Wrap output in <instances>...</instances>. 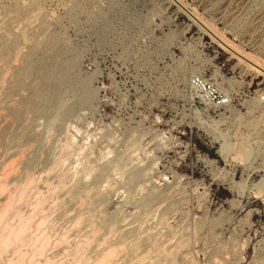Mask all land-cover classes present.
Instances as JSON below:
<instances>
[{
  "label": "rangeland",
  "instance_id": "obj_1",
  "mask_svg": "<svg viewBox=\"0 0 264 264\" xmlns=\"http://www.w3.org/2000/svg\"><path fill=\"white\" fill-rule=\"evenodd\" d=\"M192 9L264 68V0H0V264H264V74Z\"/></svg>",
  "mask_w": 264,
  "mask_h": 264
},
{
  "label": "bare ground",
  "instance_id": "obj_2",
  "mask_svg": "<svg viewBox=\"0 0 264 264\" xmlns=\"http://www.w3.org/2000/svg\"><path fill=\"white\" fill-rule=\"evenodd\" d=\"M184 9H186V8H184ZM192 10H193V9H192ZM196 14L198 15V13H196L194 10L190 12V15H191L192 17H194V18L197 20V23L199 24V26H201V28H203L206 32H208V33H209L214 39H216V40H218L219 42H221V45H222L225 49H226V48H227V49L229 48V50L232 52L231 54H232L233 56H236L240 63H242L243 65H247L248 67H252V68H253L257 73H259V74H260V73H263V74H264V68L262 67L263 64L261 65V63H259L256 59L254 60L253 57H251L250 55L243 54V53L241 52V51H242L241 49H240V50H241V51H240V50H238L239 48H238V49H237V47L234 48L235 46H233V45H232V46H233V47H232V46L230 45V43L227 42V40L224 41V37H223V35H221V34L215 29L214 26L207 24L205 21L203 22L202 20H200V19L197 17ZM198 16H199V15H198ZM200 18H201V17H200ZM9 38H10V37H9ZM23 43H24V42H23ZM227 49H226V50H227ZM19 64H20V63H19ZM19 64H18V65H19ZM5 66H6V65H5ZM5 66H4V67H5ZM31 66H32V65H31ZM26 67H30V66L27 65ZM24 71H25L24 73L27 74L28 71H29V69L26 68V70H24ZM22 73H23V71H22ZM17 83H18V82H17ZM253 124H254V123H253ZM222 145H223V146H222V150H221V152H224L226 149L229 151V149L231 148V147L229 148V146L226 145L225 143H223ZM64 148H65V147H64ZM228 148H229V149H228ZM245 155H246V154H245ZM247 155L249 156V153H248ZM245 157H246V156H245ZM243 158H244V157H243ZM246 158H247V157H246ZM13 159H14V158H13ZM15 159H16V158H15ZM9 160H10V159H9ZM62 160H63V159H62ZM11 161H12V160H11ZM20 161H21V160H20ZM59 161H60V160H59ZM243 161H244V160H243ZM7 162H8V161H7ZM62 163H63V161H62ZM60 164H61V163H60ZM91 165H92V164H91ZM103 165H104V164H103ZM57 166H58V165H57ZM112 166H113V165H112ZM87 167H88V166H87ZM89 167H90V166H89ZM97 167H98V166H97ZM91 168H92V167H91ZM93 168H94V167H93ZM100 168H101V167H100ZM87 169H88V168H87ZM107 169H108V168H107ZM92 171H93V170H92ZM96 171H97V170H96ZM105 171H106V170H105ZM107 171H108V170H107ZM14 172H15V171H14ZM89 172H90V171H89ZM16 173H17V172H16ZM99 173H100V172H99ZM9 174H10V173H9ZM12 174H13V173H12ZM95 174H96V173H95ZM97 174H98V173H97ZM28 175H29V173H28ZM100 175H101V174H100ZM6 176H7V174H6ZM89 176H90V174H89ZM4 177H5V176H4ZM4 177H3V178H4ZM8 177H9V176H8ZM41 177H42V175H41ZM95 177H96V176H95ZM15 178H16V177H15ZM93 178H94V176H93ZM6 179H7V178H6ZM48 179H49V178H48ZM94 179H95V178H94ZM2 180H3V179H2ZM45 180H46V176H45ZM0 181H1V180H0ZM8 181H9V180H8ZM47 181H48V180H47ZM4 182H7V181L4 180ZM57 182H58V181H57ZM44 183H45V182H44ZM5 184H8V183H5ZM28 184H30V183H28ZM59 184L62 185L61 182H60ZM59 184H58V187H60ZM263 184H264V181H263ZM13 185H15V184H13ZM52 185H53V183H52ZM47 186H48V185H47ZM50 186H51V185H50ZM261 186H262V185H261ZM51 187H53V186H51ZM262 187H263V186H262ZM37 188H38V186H37ZM41 188H42V187H41ZM56 188H57V187H56ZM56 188H55V189H56ZM3 189H4V188H3ZM46 189H47V188H46ZM58 189H59V188H58ZM29 190H30V189H29ZM35 190H36V188H35ZM40 190H41V189H40ZM53 190H54V189H53ZM258 190H259V185H258ZM36 191H37V190H36ZM38 191H39V189H38ZM38 191H37V192H38ZM56 191H57V190H56ZM60 191H62V190L60 189ZM34 192H35V191H34ZM34 192H33V193H34ZM103 192H104V191H103ZM52 193H53V192H52ZM58 193H59V191H58ZM20 194H21V193H20ZM35 194H36V193H35ZM43 194H44V193H43ZM35 196H37V195H35ZM10 202H11V201H10ZM10 202H9V203H10ZM12 202H13V201H12ZM12 202H11V204H12ZM51 203H52V202H51ZM7 207H8V204H7ZM41 207H42V206H41ZM242 207H243V205L240 206V207H238V208H239V209L237 208L238 211L241 210ZM33 208H34V207H33ZM103 210H104V209H103ZM50 211H51V210H50ZM249 214H251V212L248 211L246 217H248ZM40 215H41V214H40ZM152 215H153V214H152ZM257 215H258V214H257ZM73 216H74V215H73ZM155 216H156V215H155ZM249 216H250V215H249ZM78 218H80V217L78 216ZM158 218H159V217H158ZM2 219H3V218H2ZM2 219H1V220H2ZM71 219H72V217H71ZM81 219H82V218H81ZM146 219H147V218H146ZM20 221H21V220H20ZM70 221H71V220H70ZM76 222H77V221H76ZM105 222H106V221H105ZM161 222H162V220L160 221V223H161ZM26 223H27V222H26ZM26 223H25V224H26ZM81 223H82V220H81ZM157 223H158V222H157ZM27 224H29V223H27ZM69 224H70V223H69ZM103 224H104V221H103ZM103 224H102V225H103ZM110 224H111V223H110ZM93 225H94V224H93ZM104 225H106V224H104ZM157 225H158V224H157ZM22 226H23V225H22ZM22 226H21L20 232L22 231ZM26 226H27V225H26ZM85 226H86V225L83 226V227H84V230H86V227H85ZM110 226H111V225H110ZM24 227H25V226H24ZM24 227H23V231H24V233H25V230H27V229H26V227H25V230H24ZM70 227H71V226H70ZM76 227H77V226H76ZM83 227H82V229H83ZM92 227H93V226H92ZM94 227H95V225H94ZM94 227H93V229H94ZM101 227H102V226H101ZM106 227H107V226H106ZM113 227H114V226H113ZM118 227H119V226H118ZM8 228H9V227H8ZM17 228H18V227H17ZM248 228H249V227H248ZM11 229H12V227H11ZM80 229H81V226H80ZM80 229H79V230H80ZM82 229H81V230H82ZM100 229H101V228H100ZM100 229H99V230H100ZM18 230H19V229H18ZM79 230H78V231H79ZM84 230H83V231H84ZM95 230H97V229H95ZM111 230H112V229H111ZM111 230H109V232H110ZM118 230H119V229H118ZM23 231H22V233H23ZM78 231H77V232H78ZM87 231H88V230H87ZM107 231H108V230H107ZM247 231H248V230H247ZM7 232H8V231H7ZM10 232H11V231H10ZM20 232H17V233L20 234ZM80 232H81V231H80ZM91 232H92V231H91ZM93 232H94V231H93ZM129 232H130V231H129ZM153 232H154V231H153ZM168 232H169V231H167V233H168ZM253 232H254V230H253ZM22 233L20 234L21 239L24 237V236L22 237ZM155 233H156V232H155ZM158 233H159V232H158ZM164 233H165V232H163V234H164ZM2 234H3V233H2ZM4 234H6V233H4ZM8 234H9V233H8ZM72 234H73V233H72ZM74 234H75V232H74ZM92 234H93V233H92ZM95 234H96V233H95ZM95 234H94V235H95ZM97 234H99V232H97ZM116 234H117V233H116ZM163 234H162V236H163ZM253 234H254V233H253ZM255 234H257V230L255 231ZM6 235H7V234H6ZM17 235H18V234H17ZM76 235H77V234H76ZM76 235H75V236H76ZM78 235H79V232H78ZM80 235H81V233H80ZM82 235H84V234L82 233ZM99 235H100V234H99ZM129 235H130V234H129ZM143 235H144V234H143ZM167 235H168V234H167ZM167 235H164L163 238H165V236H167ZM89 236H90V235H89ZM97 236H98V235H96V237H97ZM107 236H108V235H107ZM109 236H110V235H109ZM111 236H112V234H111ZM154 236H155V234H153V236L150 235V239H151L152 237L154 238V239L152 238L151 241H152V240L155 241V237H154ZM156 236H157V234H156ZM159 236H160V235H159ZM162 236L159 237L160 240H161ZM170 236H171L172 238H174L173 235H169V237H168V236H167V237H168V238H171ZM14 237H15V236H14ZM16 237H17V236H16ZM78 237H79V236H77V238H78ZM82 237H83V236H82ZM147 237H148V236H147ZM147 237H146V239H147ZM247 237H248V234H247ZM254 237H255V236H254ZM0 238H1V237H0ZM5 238H7V237H5ZM19 238H20V237H19ZM64 238H65V237H64ZM77 238H76V239H77ZM80 238H81V237H80ZM90 238H91V237H90ZM90 238H89V239H90ZM92 238H94V237L92 236ZM111 238H112V237H111ZM156 238L158 239V242H159V238H158V236H157ZM163 238H162V239H163ZM248 238H249V237H248ZM2 239H3V242H0V257H1V255H2V253H3L4 251H6L5 248H7V247L4 246V245H5V244H4V243H5L4 241H6V240H4L3 236H2ZM82 239H83V238H82ZM148 239H149V238H148ZM150 239H149V240H150ZM10 240H11V239H10ZM19 240H20V239H19ZM25 240H26V239H25ZM73 240H74V239H73ZM84 240H85V238H84ZM166 240H167V239H166ZM253 240H254V239H253ZM15 241L17 242L18 239L15 240ZM61 241H62V239H61ZM87 241H88V240H87ZM104 241H105V239H104ZM172 241H173V240H172ZM254 241H255V240H254ZM9 242H10V241H9ZM19 242H20V241H19ZM75 242H76V240H75ZM75 242H74L73 244H74V245H77V244H75ZM78 242H79V240H78ZM82 242H83V241H82ZM119 242H121V241H119ZM119 242H117V243H119ZM161 242H162V241H161ZM164 242H165V240H164ZM170 242H171V240H170ZM262 242H263V241H262ZM7 243H8V242H7ZM23 243H24V242H23ZM94 243H95V240H94ZM114 243H115V242H114ZM147 243H148V242H147ZM156 243H157V240H156V242L154 243V245H155ZM173 243H174V242H173ZM10 244H11V243H10ZM17 244H19V243L17 242ZM62 244L64 245V241L62 242ZM65 244H67V243L65 242ZM68 244H69V242H68ZM68 244H67L66 247H68ZM78 244H79V243H78ZM84 244H85V241H84ZM89 244H90V245H89ZM89 244H88V245L91 246V243H89ZM105 244H106V243H105ZM111 244H113V243H111ZM169 244H170V243H169V239H168L167 245H169ZM69 245H70V244H69ZM122 245H123V244H122ZM154 245H153V247H154ZM159 245H161V246H159ZM164 245H166V242H165V244H163V245H162V243L160 244V242H159V244H158V243L156 244V246H159V247H160V252H161V247L163 248ZM167 245H166V247H167V250L169 251L170 248H168V247H170L171 244H170V246H167ZM81 246H82V245H81ZM100 246H101V245H100ZM116 246H118V244H116ZM119 246H120V245H119ZM145 246H146V244L144 245V248H145ZM221 246H222V245H221ZM225 246H226V245H225ZM225 246H224V247H225ZM230 246H231V245H230ZM235 246H236V245H235ZM235 246H233L232 250H229L228 248L225 249V251H223V252H225L223 255L225 256V254H226V255H227V258H228L229 255H228L226 252H227L228 250H229V251H233V249H234ZM42 247H43V245H42ZM63 247H64V246H63ZM66 247H65V248H66ZM69 247H70V249H71L73 246H69ZM76 247H77V246H76ZM85 247H86V245H85ZM87 247H88V246H87ZM87 247H86V248H87ZM97 247H98V246H97ZM97 247H96V248H97ZM111 247H112V246H111ZM111 247H110V248H111ZM153 247H152V248H153ZM179 247H180V246H179ZM179 247H178V248H179ZM181 247H182V246H181ZM240 247H241V246H240ZM242 247H243V246H242ZM65 248L62 249V250H63L62 252H66V251H64V250H66ZM80 248H81V247H80ZM86 248H85V249H86ZM89 248H90V247H89ZM113 248H114V249H113ZM115 248H116L117 251H120V250L122 249V248L118 249L117 247L114 246V247H112V249H111V251L113 252V254H112V252H110L109 250H106V252L104 251L105 253H103V254L109 256V257H107V258H109V259H110L111 257H113V259H115L114 256H115V257L117 256V255H114V254H115V253H114ZM135 248H136V246H135ZM138 248H139V245H138ZM144 248L142 249L141 252H142V253H145L144 251L146 250V251L148 252V255H149V253H150L149 256L152 257L151 255H153V254H151V252H149V249H150V248H149V249L145 248V250H144ZM164 248H165V246H164ZM171 248H172V247H171ZM178 248H177V249H178ZM221 248H222V247H221ZM229 248H231V247H229ZM235 248L237 249V247H235ZM73 249H74V250H73ZM73 249L71 250V251H73V252H71V254H70V251H68V252H69V255L71 256V255L74 254V257L76 256L75 258H77V260H78V258L80 259V258H81L80 256H82V255H81L82 253L79 254V252H80V251H83V250H82V249L79 250V247L76 248V249L79 250L78 252H77V250H76L74 247H73ZM83 249H84V248H83ZM108 249H109V248H108ZM139 249H140V248H139ZM139 249H138V250H139ZM222 249H223V248H222ZM36 250H38V249H36ZM40 250H42V252H43V248L40 249ZM59 250H60V249H59ZM129 250H130V249H129ZM154 250H155V253H156V251H157V252L159 251V248H156V249H154ZM164 250H165V249H164ZM223 250H224V249H223ZM241 250H242V249H241ZM74 251L77 252V253H76L77 255H75ZM107 251L110 252L109 255H108ZM133 251H134V250H133ZM168 251H167L166 253H168ZM174 251H175V250H174ZM229 251H228V252H229ZM235 251H236V250H235ZM38 252H39V251H38ZM85 252H86V251H85ZM100 252H101V251H99V253H97V254H99L100 256H102L101 254H102L103 251H102L101 253H100ZM115 252H116V251H115ZM121 252H122V253H121ZM121 252H120V254L122 255V254H123V249L121 250ZM136 252H137V251H136ZM160 252H159V253H160ZM172 252H173V251H172ZM220 252H222V251H220ZM238 252H239V251H238ZM242 252H243V251H242ZM20 253H21V252H20ZM60 253H61V251H60ZM60 253H59V254H60ZM83 253H84V251H83ZM159 253H158V255H159ZM163 253H165V251H163ZM163 253H162V254H163ZM175 253H177V251H176ZM231 253H232V255L234 254L233 252H231ZM231 253H230V254H231ZM21 254H22V253H21ZM25 254H26V253H25ZM61 254L63 255V253H61ZM78 254H79L80 256H79ZM84 254H85V253H84ZM117 254H119V253L117 252ZM131 254H132V253H131ZM134 254H135V253H134ZM139 254H140V250H139ZM169 254H170V253H169ZM220 254H221V253H220ZM238 254H239V253H238ZM40 255H41V254H40ZM69 255H68V256H69ZM94 255H96V254H94ZM110 255H114V256H111V257H110ZM135 255H136V254H135ZM135 255H134V256H135ZM140 255H142V254H140ZM145 255H147V254L145 253ZM154 255H155V254H154ZM158 255H157V256H158ZM66 256H67V254H66ZM77 256H78V257H77ZM118 256H120V255H118ZM118 256H117V257H118ZM166 256H168V255H166ZM221 256H222V255H221ZM224 256H223V257H224ZM18 257H19V256H18ZM22 257H23V255H22ZM53 257L55 258V256H53ZM60 257H61V256H60ZM71 257H72V256H71ZM74 257H73V261L75 262L76 259L74 260ZM94 257H96V256H94ZM97 257H98V255H97ZM97 257H96V258H97ZM122 257H123V256H122ZM122 257H121V258H122ZM126 257H127V256H126ZM143 257H144V254H143ZM145 257H146V256H145ZM145 257H144V258H145ZM172 257H173V256H172ZM212 257H213V256H212ZM212 257H211V258H212ZM219 257H220V256H219ZM229 257H231V256H229ZM32 258H34V256H33ZM32 258H31V259H32ZM46 258H47V256H46ZM50 258H51V257H50ZM54 258H53V262H54ZM56 258H57V255H56ZM84 258H85V256H84ZM118 258H119V257H118ZM127 258H128V261H129V257H127ZM146 258H147V257H146ZM153 258L155 259V256H154ZM153 258H151V260H152ZM169 258H170V257H169ZM174 258H175V257H174ZM224 258H225V257H224ZM227 258H226V259H227ZM232 258H234V257H232ZM18 259H19V258H18ZM31 259H30V260H31ZM134 259H135V258H134ZM134 259H133V260H134ZM136 259L138 260V257H136ZM139 259H141V256L139 257ZM170 259H171V258H170ZM212 259H213V258H212ZM215 259H216V258H215ZM230 259H231V258H230ZM22 260H23V259H22ZM32 260H33V259H32ZM44 260H45V263H46V259H44ZM48 260H49V259H48ZM48 260H47V261H48ZM71 260H72V259H71ZM88 260H89V259H88ZM111 260H112V258H111ZM125 260H126V258H125ZM125 260H124V261H125ZM133 260H132V261H133ZM142 260H143V258H142ZM144 260H145V259H144ZM144 260H143V261H144ZM147 260H148V259H147ZM147 260H146V262H145V261H144V262L142 261V262L145 264V263H147ZM157 260H158V259H157ZM209 260H210V259H209ZM228 260H229V259H228ZM256 260H257V259H256ZM9 261H11V260H9ZM18 261H19V260H18ZM20 261H21V260H20ZM20 261H19V262H20ZM50 261H51V259H50ZM50 261H49V262H50ZM59 261H60V260H59ZM62 261H63V260H62ZM79 261H80V260H79ZM96 261H98V259H97ZM107 261H108V259H106V263H105V264H107ZM112 261H113V260H112ZM114 261H115V260H114ZM114 261H113V262H114ZM119 261H120V260H119ZM155 261H156V260H155ZM167 261H169V260H167ZM189 261H190V260H189ZM213 261H214V260H213ZM60 262H61V261H60ZM65 262H66V261H65ZM89 262H90V261H89ZM91 262H93V260H92ZM99 262H100V257H99V261H98V263H99ZM101 262H102V264H103L105 261L102 260V258H101ZM101 262H100V263H101ZM108 262H109L108 264H113L112 262L110 263V261H108ZM130 262H131V261H130ZM140 262H141V260H140ZM148 262H151V261L149 260ZM209 262H210V261H209ZM211 262H212V261H211ZM214 262H216V264H224V262H223L222 260H220V258H219V260H216V261H214ZM260 262H261V261H260ZM8 263H9V262H8ZM11 263H12V262H10V264H11ZM56 263H57V262H56ZM62 263H63V262H62ZM62 263H61V264H62ZM100 263H99V264H100ZM117 263H118V262L116 261L115 264H117ZM128 263H129V262H128ZM128 263L126 262V264H128ZM136 263H137V261H136ZM138 263H139V262H138ZM143 263H142V264H143ZM155 263H156V262H155ZM173 263H174V262H173ZM190 263H191V262H190ZM19 264H20V263H19ZM47 264H48V263H47ZM49 264H50V263H49ZM51 264H52V261H51ZM67 264H68V263H67ZM69 264H70V263H69ZM71 264H72V261H71ZM94 264H95V263H94ZM118 264H119V263H118ZM120 264H121V263H120ZM122 264H123V262H122ZM124 264H125V263H124ZM131 264H132V262H131ZM133 264H135V263L133 262ZM160 264H161V263H160ZM171 264H172V263H171ZM184 264H185V263H184ZM186 264H188V263H186ZM194 264H195V263H194ZM208 264H209V263H208ZM210 264H211V263H210ZM212 264H213V263H212ZM214 264H215V263H214ZM256 264H257V263H256Z\"/></svg>",
  "mask_w": 264,
  "mask_h": 264
},
{
  "label": "built area",
  "instance_id": "obj_3",
  "mask_svg": "<svg viewBox=\"0 0 264 264\" xmlns=\"http://www.w3.org/2000/svg\"><path fill=\"white\" fill-rule=\"evenodd\" d=\"M193 85H195L196 87H200L202 91L206 93V99L210 101L216 100L219 105H224L225 103H227V100L223 98L220 94L216 93L215 91L211 92V86L203 82L201 79H194Z\"/></svg>",
  "mask_w": 264,
  "mask_h": 264
}]
</instances>
